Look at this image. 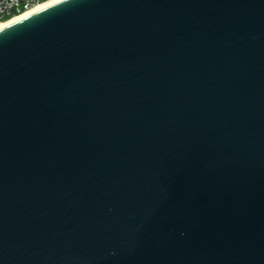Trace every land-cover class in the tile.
I'll return each mask as SVG.
<instances>
[{
    "label": "water",
    "instance_id": "water-1",
    "mask_svg": "<svg viewBox=\"0 0 264 264\" xmlns=\"http://www.w3.org/2000/svg\"><path fill=\"white\" fill-rule=\"evenodd\" d=\"M0 264H264V0L0 27Z\"/></svg>",
    "mask_w": 264,
    "mask_h": 264
},
{
    "label": "built area",
    "instance_id": "built-area-1",
    "mask_svg": "<svg viewBox=\"0 0 264 264\" xmlns=\"http://www.w3.org/2000/svg\"><path fill=\"white\" fill-rule=\"evenodd\" d=\"M45 0H0V21L23 14Z\"/></svg>",
    "mask_w": 264,
    "mask_h": 264
},
{
    "label": "bare ground",
    "instance_id": "bare-ground-1",
    "mask_svg": "<svg viewBox=\"0 0 264 264\" xmlns=\"http://www.w3.org/2000/svg\"><path fill=\"white\" fill-rule=\"evenodd\" d=\"M55 1H58V0H45V1L41 2V3H39L38 5H36L35 7H33L32 9H30V10L24 12V13L21 14V15L14 16V17H11V18L6 19V20H1V21H0V27L6 25V24H8V23H10L11 21H13V20H15V19H17V18H19V17H22V16H24V15H26V14H29V13H31V12H33V11H35V10L41 8V7H44V6H46V5H49V4H51V3L55 2Z\"/></svg>",
    "mask_w": 264,
    "mask_h": 264
},
{
    "label": "rangeland",
    "instance_id": "rangeland-1",
    "mask_svg": "<svg viewBox=\"0 0 264 264\" xmlns=\"http://www.w3.org/2000/svg\"><path fill=\"white\" fill-rule=\"evenodd\" d=\"M3 20H5V19H3Z\"/></svg>",
    "mask_w": 264,
    "mask_h": 264
},
{
    "label": "trees",
    "instance_id": "trees-1",
    "mask_svg": "<svg viewBox=\"0 0 264 264\" xmlns=\"http://www.w3.org/2000/svg\"><path fill=\"white\" fill-rule=\"evenodd\" d=\"M6 20V19H5Z\"/></svg>",
    "mask_w": 264,
    "mask_h": 264
}]
</instances>
